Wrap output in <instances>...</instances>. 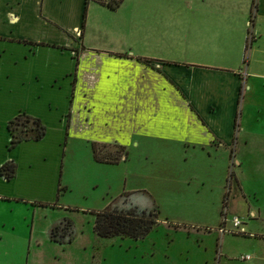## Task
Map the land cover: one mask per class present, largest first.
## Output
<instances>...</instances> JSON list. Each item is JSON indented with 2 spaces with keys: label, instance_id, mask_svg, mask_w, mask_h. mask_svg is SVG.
Segmentation results:
<instances>
[{
  "label": "crops",
  "instance_id": "0c3cea01",
  "mask_svg": "<svg viewBox=\"0 0 264 264\" xmlns=\"http://www.w3.org/2000/svg\"><path fill=\"white\" fill-rule=\"evenodd\" d=\"M109 1L0 0V78L6 69L21 81L71 76L57 130L82 138L96 163L119 164L97 160L108 145L123 148L124 163L139 142L221 158L237 171L222 188L221 209L232 210L231 186L239 214L264 225V0H122L114 10ZM19 114L42 124L36 113L11 118Z\"/></svg>",
  "mask_w": 264,
  "mask_h": 264
},
{
  "label": "rangeland",
  "instance_id": "374dc122",
  "mask_svg": "<svg viewBox=\"0 0 264 264\" xmlns=\"http://www.w3.org/2000/svg\"><path fill=\"white\" fill-rule=\"evenodd\" d=\"M39 53L50 65L53 58ZM62 53L69 69V48ZM6 70L8 77L0 78V157L14 164L15 175L0 181V264H264V240L241 226L240 235L231 225L237 215L249 231L264 235L261 222L239 214L242 203L231 186L232 210L221 209L222 188H228L235 168L227 172L221 158L174 142L132 144L124 163L123 148L108 145L97 150V160L119 164L96 163L82 138L65 139L57 130L71 76L21 81ZM17 113L40 115L43 136L6 152L4 122ZM131 190L132 202L157 209L152 230L141 239L97 237L94 214ZM260 214L264 222V208ZM56 224L53 242L47 227ZM244 255L250 260L241 261Z\"/></svg>",
  "mask_w": 264,
  "mask_h": 264
},
{
  "label": "trees",
  "instance_id": "16d2710c",
  "mask_svg": "<svg viewBox=\"0 0 264 264\" xmlns=\"http://www.w3.org/2000/svg\"><path fill=\"white\" fill-rule=\"evenodd\" d=\"M121 1L111 0L106 3V7L114 10L120 5ZM250 23L251 21H249ZM242 62L245 63V58H243ZM16 126H19L18 135L13 133L17 128ZM5 129L9 136L6 145L7 151L21 141L35 142L40 140L44 132V128L38 119L30 118L23 114L16 115L8 120L5 123ZM91 147L93 154H95V145L92 144ZM13 173L14 164L10 160L0 164V177L2 180L9 181L13 177ZM157 213L158 211L155 207H141L132 202L128 194L123 193L117 205L107 206L102 211L94 214L92 231L99 238L119 236L141 239L152 230L156 222ZM58 230L57 224L49 229L48 238L53 242H56L54 241V236H56ZM61 237H63V234H61ZM66 241H69V239Z\"/></svg>",
  "mask_w": 264,
  "mask_h": 264
},
{
  "label": "built area",
  "instance_id": "2783aa9c",
  "mask_svg": "<svg viewBox=\"0 0 264 264\" xmlns=\"http://www.w3.org/2000/svg\"><path fill=\"white\" fill-rule=\"evenodd\" d=\"M225 222V219H223V223ZM231 225H232V227L233 228H235L236 230H237V233L238 234H244V231H243V229L240 227L241 226V222H240V220L238 219V218H236V217H233L232 219H231ZM223 232H225V230L223 229L222 230ZM250 259V257L248 256V255H244V256H241L240 257V260L241 261H246V260H249Z\"/></svg>",
  "mask_w": 264,
  "mask_h": 264
},
{
  "label": "flooded vegetation",
  "instance_id": "af4514ba",
  "mask_svg": "<svg viewBox=\"0 0 264 264\" xmlns=\"http://www.w3.org/2000/svg\"><path fill=\"white\" fill-rule=\"evenodd\" d=\"M7 132V131H6ZM8 134V133H7ZM8 139H9V136H8ZM8 142V141H7Z\"/></svg>",
  "mask_w": 264,
  "mask_h": 264
}]
</instances>
